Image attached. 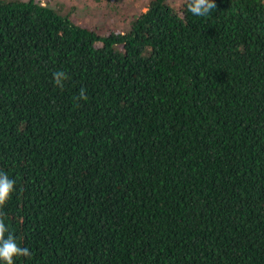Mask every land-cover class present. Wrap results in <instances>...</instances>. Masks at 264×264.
<instances>
[{
    "label": "trees",
    "instance_id": "obj_1",
    "mask_svg": "<svg viewBox=\"0 0 264 264\" xmlns=\"http://www.w3.org/2000/svg\"><path fill=\"white\" fill-rule=\"evenodd\" d=\"M186 3L104 33L0 0L15 264H264V0Z\"/></svg>",
    "mask_w": 264,
    "mask_h": 264
},
{
    "label": "rangeland",
    "instance_id": "obj_2",
    "mask_svg": "<svg viewBox=\"0 0 264 264\" xmlns=\"http://www.w3.org/2000/svg\"><path fill=\"white\" fill-rule=\"evenodd\" d=\"M42 4L56 7L63 3L73 6L71 17L83 25L101 26L104 33L108 28L122 30L125 23L140 11L145 10L148 0H114L113 8L104 0H39ZM185 0H167L173 6H179ZM116 9V10H114Z\"/></svg>",
    "mask_w": 264,
    "mask_h": 264
},
{
    "label": "clouds",
    "instance_id": "obj_3",
    "mask_svg": "<svg viewBox=\"0 0 264 264\" xmlns=\"http://www.w3.org/2000/svg\"><path fill=\"white\" fill-rule=\"evenodd\" d=\"M186 8L193 16L205 17L209 16L213 10H216L217 5L215 0H187ZM53 76L55 85L63 88L68 75L63 70H60L54 72ZM78 99H88L83 88L80 90ZM14 191L15 181L9 178L6 173L0 172V264H15V258L31 256L28 248L18 245L15 236L10 233L5 223V214L2 209L11 199Z\"/></svg>",
    "mask_w": 264,
    "mask_h": 264
}]
</instances>
